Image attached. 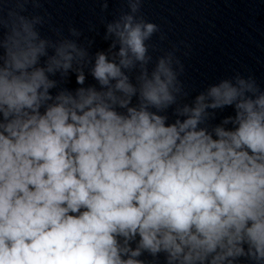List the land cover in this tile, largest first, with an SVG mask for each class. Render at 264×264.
<instances>
[{
    "label": "clouds",
    "instance_id": "clouds-1",
    "mask_svg": "<svg viewBox=\"0 0 264 264\" xmlns=\"http://www.w3.org/2000/svg\"><path fill=\"white\" fill-rule=\"evenodd\" d=\"M121 2L94 53L41 0L0 2V264H264V88L192 98L180 48Z\"/></svg>",
    "mask_w": 264,
    "mask_h": 264
}]
</instances>
